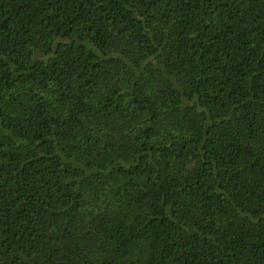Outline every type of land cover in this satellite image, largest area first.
<instances>
[{
  "label": "trees",
  "instance_id": "obj_1",
  "mask_svg": "<svg viewBox=\"0 0 264 264\" xmlns=\"http://www.w3.org/2000/svg\"><path fill=\"white\" fill-rule=\"evenodd\" d=\"M0 264H264V0H0Z\"/></svg>",
  "mask_w": 264,
  "mask_h": 264
}]
</instances>
